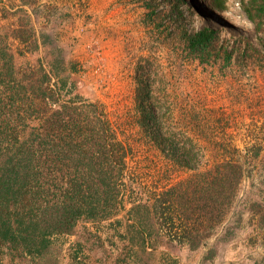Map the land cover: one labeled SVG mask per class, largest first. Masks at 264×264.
I'll return each mask as SVG.
<instances>
[{
  "label": "trees",
  "instance_id": "trees-1",
  "mask_svg": "<svg viewBox=\"0 0 264 264\" xmlns=\"http://www.w3.org/2000/svg\"><path fill=\"white\" fill-rule=\"evenodd\" d=\"M226 1L211 0L220 11ZM240 3L260 48H218V32L203 27L183 34L187 59L204 66L222 63L220 69H225L243 57L264 66V0ZM21 34L12 37L29 52L19 55L36 51L30 48L33 35ZM53 65L49 62L45 69L36 60L16 68L8 49L0 50V250L10 259H24L48 253L55 239L73 235L77 252H92L100 264H137L140 255L155 258L160 248L168 253L174 244L190 250L202 246L232 208L242 164L258 161L264 146L198 145L185 122L209 136L208 131H226L228 116L218 108L203 115L188 107L181 93L175 94L174 74L159 58L140 57L134 71V122L169 165L191 173L162 190L135 193L125 179L130 145L102 104L75 91L77 63L64 70ZM207 150L213 160L202 168ZM249 211L263 220L264 202H252ZM106 228L112 233L109 239L101 235L109 233Z\"/></svg>",
  "mask_w": 264,
  "mask_h": 264
},
{
  "label": "rangeland",
  "instance_id": "rangeland-1",
  "mask_svg": "<svg viewBox=\"0 0 264 264\" xmlns=\"http://www.w3.org/2000/svg\"><path fill=\"white\" fill-rule=\"evenodd\" d=\"M203 27L218 32V48L240 50L247 45L260 48L258 33L240 0H227L223 11L217 10L211 0H0V50L8 49L16 68L23 69L27 61L34 64L36 60H41L45 69L53 62L57 70L77 63L80 71L72 76L75 91L102 104L120 138L130 145L126 159L129 177L125 179L127 187L130 183L135 193L162 190L191 173L169 165L147 143L134 122V71L140 57L159 58L168 72L174 74L175 94L181 93L188 107L203 115L210 108H218V112L228 116L230 124L226 131L213 135L208 131L210 137L185 122L189 136L198 145L204 149L224 143L264 146V66L243 57H237L225 69H220L222 63L204 66L187 59L183 34ZM20 32L23 38L33 35L34 45L30 48L36 51L19 55L20 51H28L12 37ZM204 158L202 168L210 166L213 160L208 150ZM235 158L242 164L241 157ZM242 166L243 178L232 208L202 246L190 250L174 244L169 254L160 252L164 250L160 248L155 258L140 255L134 261L264 264V219L249 213L252 202H264V151L258 161ZM124 206L126 210L130 206L126 199ZM91 225L96 224L88 227ZM104 232L109 233L101 234L102 237L109 239L112 234L109 228ZM5 253L0 250V264H100L94 261L92 252H77L73 235L55 239L48 253L24 259H10ZM126 264H132L131 260Z\"/></svg>",
  "mask_w": 264,
  "mask_h": 264
}]
</instances>
